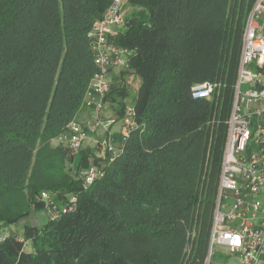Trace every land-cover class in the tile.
I'll return each instance as SVG.
<instances>
[{
	"label": "trees",
	"instance_id": "obj_1",
	"mask_svg": "<svg viewBox=\"0 0 264 264\" xmlns=\"http://www.w3.org/2000/svg\"><path fill=\"white\" fill-rule=\"evenodd\" d=\"M112 1L0 0V227L43 209V193L59 209L23 238L2 236L0 264L206 263L257 0H127L136 10L116 41L140 78L135 126L124 141L113 136L115 157L89 152L77 164L53 141L83 107L95 71L89 32ZM208 80L213 96L194 98ZM129 86L111 85L106 102L125 107ZM92 163L103 174L85 184Z\"/></svg>",
	"mask_w": 264,
	"mask_h": 264
},
{
	"label": "built area",
	"instance_id": "obj_2",
	"mask_svg": "<svg viewBox=\"0 0 264 264\" xmlns=\"http://www.w3.org/2000/svg\"><path fill=\"white\" fill-rule=\"evenodd\" d=\"M127 0H113L104 15L96 20L89 32L95 71L84 96L83 106L91 109V124L85 127L77 119L71 121L66 132L58 137L66 142L72 154L80 152L84 141L95 132L109 128L118 119L105 115L106 98L111 90V74L116 68L127 69L131 51L117 43L116 35L126 22ZM264 65V0H257L246 22L241 62L228 134L215 211L211 226L209 255L217 248L233 261L221 264H264V76L252 68ZM129 86V85H128ZM218 87L214 81H204L192 87L194 98H211ZM123 141L135 126L133 104L124 107ZM112 157L122 150L113 136L101 141ZM103 174L93 165L81 172L85 184ZM45 206L53 216L59 209L48 193H43ZM49 208V207H48Z\"/></svg>",
	"mask_w": 264,
	"mask_h": 264
},
{
	"label": "crops",
	"instance_id": "obj_3",
	"mask_svg": "<svg viewBox=\"0 0 264 264\" xmlns=\"http://www.w3.org/2000/svg\"><path fill=\"white\" fill-rule=\"evenodd\" d=\"M259 66H260V64L254 63L252 68L257 70L259 68ZM261 67H262V71L261 70H258V71L262 72V74L264 76V65ZM134 76H136V75L132 74L127 69L116 68L113 71V73L111 74V78H110L111 85L116 86V84H120V85H126V87H127V85H130L128 90L131 92V89L134 86V81L132 82ZM127 100H128V98H126V101ZM121 101L122 100L119 99L116 102H111V101L106 102V106H105L106 109L109 107H113V106L116 109L115 111H109L108 113H107L108 110L107 111L105 110L106 117L107 118H114L115 117L116 119H118V121L116 123H114L109 128V130H105V135H104L105 137L109 136V135L118 136L119 134L121 135L124 132V124H123L122 119H121V116L123 115V112H124L123 111L124 110V107H123L124 103ZM132 103H133V99H132ZM132 103H130L129 105H131ZM112 109H114V108H112ZM90 115H91L90 110H88L87 107L83 106L82 109L80 110V113H78V115L76 116V119L87 120V117H89ZM112 130H115V131H112ZM90 141H91V143L87 147L83 146L82 149H80V152H79L80 158L76 160L77 164L81 160L82 155L89 153V152H93L95 154L94 144L96 143V140L94 137H90ZM105 155H106V153L101 157H104ZM98 157H100V156H98ZM39 211H41V214L38 215V214H36L37 211H35V212L33 211L30 214H28L27 216L23 217L16 224L17 226H15V224H14V226L13 225L9 226L11 228V232L16 233L17 235H19L20 237L23 238L24 231H25V228L27 226H41V225H43L48 220L49 213L47 211H44V210H39ZM29 217H33V218L28 219ZM5 235L6 234H3L2 236H5ZM30 243H31L30 240L26 241V246H27V244H29V248H31ZM262 257L264 258V254ZM224 261H233V259L231 257L230 258L228 257V259H225Z\"/></svg>",
	"mask_w": 264,
	"mask_h": 264
},
{
	"label": "rangeland",
	"instance_id": "obj_4",
	"mask_svg": "<svg viewBox=\"0 0 264 264\" xmlns=\"http://www.w3.org/2000/svg\"><path fill=\"white\" fill-rule=\"evenodd\" d=\"M134 10H136V8L134 7V6H132V5H130V4H127V6H126V8H125V15H126V17H127V15H129L131 12H133ZM134 81V86L132 87V89H131V92L129 91V97H128V100H127V104H130V103H132V99H134L133 97L134 96H136V93H137V90H138V84H139V82H140V78L138 77V76H134L133 77V80H132V82ZM137 83V84H136ZM112 108H114V109H112ZM82 109V108H81ZM88 110H90V112H92L91 111V109H88ZM105 110L107 111V113L109 112V111H115L116 109H115V107L113 106V107H109V108H105ZM79 113H80V111H79ZM76 119V118H75ZM79 122H81L83 125H85V127L87 126V128H88V124H89V122H90V124H91V116H89V117H87V120H82V119H77ZM112 131H115V130H112ZM89 132H90V137H94L95 138V140H96V143L94 144V148H95V156H103L105 153H107V151H106V147H104V146H101V141L104 139V135H105V130H103V128H101V129H99V130H96L95 132H93L92 133V131H90L89 130ZM65 132H63V134H64ZM90 137L89 138H87L85 141H84V143L82 144V146H81V149H82V147L84 146V147H87L90 143H91V141H90ZM58 142H60L58 139L57 140H54L53 141V143H55V144H58ZM65 144H67L66 142H65ZM80 158V156H79V154H77L76 155V160L77 159H79ZM93 165H96L95 163H92V164H90L89 165V167L88 168H90V166H93ZM97 166V165H96ZM87 168V169H88ZM56 202V201H55ZM41 205H42V207H43V209H41V210H44V211H47L48 213H49V216L50 215H52L53 214V212H52V210L50 209V206H45L44 204H43V202H41L40 203ZM37 211V213L36 214H41V211H39V210H36ZM214 211H215V209H214ZM35 212V211H34ZM37 215V216H38ZM214 215V214H213ZM33 217H29L28 219H32ZM17 224V223H16ZM15 224V226H17ZM10 226H12V225H10ZM14 226V225H13ZM9 232H11V228L9 227V225L8 226H3V227H0V238L2 237V235L3 234H8ZM27 248L29 249V244H27ZM217 248V252L215 253V255H212V257H211V263H212V261H213V263L212 264H221L225 259H228V257L227 256H225L221 251H220V248L219 247H216ZM209 255V254H208ZM208 258V257H207Z\"/></svg>",
	"mask_w": 264,
	"mask_h": 264
}]
</instances>
